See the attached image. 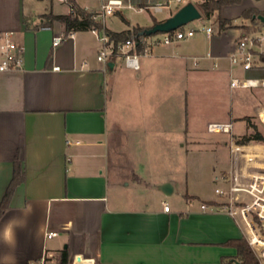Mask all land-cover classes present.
Listing matches in <instances>:
<instances>
[{
  "label": "crops",
  "instance_id": "1",
  "mask_svg": "<svg viewBox=\"0 0 264 264\" xmlns=\"http://www.w3.org/2000/svg\"><path fill=\"white\" fill-rule=\"evenodd\" d=\"M72 1L99 14L109 0ZM119 1L114 14L98 16L113 32L150 28L186 0ZM190 2L199 7L202 0ZM247 8L264 11V0L226 5L222 17L234 27L221 30L214 14L206 18L211 35L187 39L184 49V41L156 46L133 70L120 57L109 68L98 61L102 33L68 34L59 22L44 25L43 15L70 14V0H0V45L4 34L13 32L24 60L22 71H0V205L17 157L23 177L0 219V264H61L63 250L68 264H206L208 251L216 248L213 264L236 255L223 243L245 239L243 230L211 207L221 202L216 193L203 196L179 186L162 175V167L170 165L174 151L199 149L206 140L191 133L186 119L191 97L203 95L218 104L220 113L207 125L220 118L235 128L234 119L241 116L264 117V88L260 98L248 92L237 94L236 102L237 89L230 87L234 76L264 77V41H257L258 70L246 73L230 61L246 34L239 26L251 23L241 18ZM131 10L145 14L142 24L128 18ZM112 16L120 18L119 25L107 20ZM252 34L264 37V27ZM55 37L63 38L57 46ZM204 43L206 54L197 52ZM178 99L181 103L168 109V102ZM244 107L252 112H237ZM178 116L180 128L169 127ZM209 144L226 165L222 176L229 167L228 147ZM166 183L173 188L170 195L162 191ZM202 204L210 207L203 210ZM232 221L240 229L230 228ZM49 231L59 234L48 238ZM60 236L61 246L49 248Z\"/></svg>",
  "mask_w": 264,
  "mask_h": 264
},
{
  "label": "built area",
  "instance_id": "2",
  "mask_svg": "<svg viewBox=\"0 0 264 264\" xmlns=\"http://www.w3.org/2000/svg\"><path fill=\"white\" fill-rule=\"evenodd\" d=\"M182 2L184 0H176ZM119 0H109L102 4L98 16L112 15L121 7ZM162 5L156 6L160 11ZM142 10V9H141ZM212 34V27L200 30L186 28V26L168 33H158L152 36H143L139 44L135 40L119 43L114 49L113 43L105 33L101 34L102 47L97 55L98 61L108 67L110 58L115 52L116 57L124 60L125 65L133 70L140 69L139 58L142 54H149L152 48L160 45H171L194 37L197 32ZM63 40L55 37L53 45L57 46ZM257 41L263 42L264 37L256 34H244L238 41L235 51L230 57L231 64L239 66L244 72L258 70L257 59L259 52L256 50ZM138 45L142 51H138ZM1 59L0 71H22L24 68L23 48L14 40V33L4 34L0 45ZM232 89H252L264 87V77L234 76L231 78ZM208 132L213 134L223 133L228 136L227 147L229 152V167L227 172L217 177L223 182L222 187L215 189L221 202L211 207H219L231 216L243 230L244 238L252 251L255 263L264 264V144L243 143L236 138L233 122H213L208 125ZM210 206L202 204L201 209ZM164 211L170 212V205L164 203ZM58 231H49L48 238L58 235ZM231 260L230 264H236ZM241 264L240 262H238Z\"/></svg>",
  "mask_w": 264,
  "mask_h": 264
},
{
  "label": "rangeland",
  "instance_id": "3",
  "mask_svg": "<svg viewBox=\"0 0 264 264\" xmlns=\"http://www.w3.org/2000/svg\"><path fill=\"white\" fill-rule=\"evenodd\" d=\"M190 1H193V0H186L184 4ZM125 14L127 16L128 15L130 16L128 18L132 19L133 21L137 20L141 24L143 22L142 20H144L143 18L145 15V14H137L133 10L127 11ZM108 19H112L118 25L121 21L120 18L117 16L108 17L107 20ZM216 23L218 24L217 21ZM207 25L208 23H207L206 18H203V19L189 23L188 25H186V28H193V29L200 30L202 28H206ZM196 35L197 36L195 40L203 37L204 33L198 31ZM189 43L190 41L184 40V42L181 43L182 49H184V47H186V45H188ZM201 51L203 52L206 51L205 43L204 45L202 44L198 47L197 52H201ZM204 54H206V52ZM196 61L198 60L191 59V63H194ZM200 76L203 77L204 75L200 74ZM263 88L264 87L252 88V89H247V90L237 89L235 90V93H234L235 94L234 99L235 101L237 100L236 102H238L240 98L236 99L237 98L236 95L248 93V92L252 94V96L256 98H260L262 96ZM202 96L200 95V97L196 96L194 98L191 97L189 100L188 108L187 106H185L186 107L185 109H187L188 115L186 119L188 120L190 130L192 131L191 133H193V135L200 134V136H202L203 138L205 136L206 140L203 141L202 144H200L199 149L187 151L188 149V146H187L186 149L174 151L176 154L171 156L173 157V159L171 158L170 163L168 162V164L170 165H168L167 167L165 166L162 167V175L166 174L167 176L172 177L179 186H183V187L188 186L190 191L196 194L199 193V194H202L203 196H206V195H214L215 188L223 186V182L221 180H217V177H219L218 174L221 173L226 167L223 160L221 161L222 156L219 155V153L216 152L215 150L210 149L208 147V144L210 143L212 145H215V147L216 146L225 147L227 146L228 136L222 133L212 134L208 132V129H207L208 125L210 123H213L214 121L210 122L208 125H207V122L210 121L212 118L216 117L218 113H220V111L219 112L217 111L218 104L215 105L216 101L209 100L207 99L206 96L203 99ZM178 100L177 101L170 100L168 102V109H173L175 105L178 106L179 103H181V99H178ZM258 108L260 107L258 106L256 108L257 113H258ZM252 109H253L252 107H244L243 111L240 110L237 112H241L242 114H250L252 112ZM244 116H245L244 118L243 116H241L238 119H234V120H238L234 128L235 133H236V138L241 142L242 141L241 139L244 136L253 134L255 131L253 128L250 127V124H254L257 128V131H259L264 136V117L263 118L259 117L256 113L252 115H244ZM246 118H250V121H248ZM172 120H173V125L168 124L169 127L171 128L175 127L179 129L181 126L180 116L173 118L170 121ZM217 121L224 122L220 120V118ZM184 142H186V138H184ZM205 142L206 144H204ZM250 142H247V143L253 144V143L258 142V143L264 144V142H259V141H250ZM177 195L178 194L176 193L173 196L172 198L173 203L177 201L178 199ZM197 203L198 202H195V205H198ZM235 225L236 227H238L236 222L232 221V226L230 228L236 229ZM64 240H65V237L63 236L54 238L53 240L49 241L48 247L52 249H55L57 247L59 248V246H61V243L64 242ZM217 249L218 248H216L215 250ZM215 250L208 251L209 258L207 259L208 263L206 264H213L214 262H216L217 259H215L216 258Z\"/></svg>",
  "mask_w": 264,
  "mask_h": 264
},
{
  "label": "trees",
  "instance_id": "4",
  "mask_svg": "<svg viewBox=\"0 0 264 264\" xmlns=\"http://www.w3.org/2000/svg\"><path fill=\"white\" fill-rule=\"evenodd\" d=\"M243 1L244 0H202L198 8L200 9L205 18H210L212 15L218 14L217 22L219 24V28L221 30H224L226 28H232L234 27V25H232L231 21L226 20L222 17V9L226 5H241ZM70 6L72 11L68 15H55L52 13L43 15L42 18L45 20L44 25L51 26L54 22H59L63 24L65 32L68 34L71 32L86 30H95L99 33H105L107 36H109V39L113 43L115 50L116 46L119 43H124L128 40H135L139 44L140 39L143 37L140 35V33L144 30V28L142 27H134L129 30H124L122 32H113L105 28V26L100 21H98L97 13L87 12L85 9L78 6L72 0H70ZM258 15L264 16V11H260L255 8H247L242 12V19L251 20V23L249 25L239 26L244 33L248 34L252 32H257L260 30L261 27H264V23H262L258 19H254V17ZM154 23H157L156 19H154ZM138 51H142V47L140 45H138ZM115 52L110 58L111 61H114V59L116 58ZM261 59L264 60V54L261 55ZM246 119L250 121V118ZM250 127L253 128L255 132L248 136H244L241 139V142H264V136L259 131H257L256 126L254 124H250ZM22 181L23 177L21 175V162L17 157L15 161L14 178L0 205V219L9 208V202L13 194L14 188L19 185ZM223 246L235 248L236 255L234 257H222L221 261L218 264H230L232 259L237 260L241 264H256L254 255L250 248L247 246V242L245 239H231L223 243ZM61 264H68L67 251L65 250L61 252Z\"/></svg>",
  "mask_w": 264,
  "mask_h": 264
},
{
  "label": "water",
  "instance_id": "5",
  "mask_svg": "<svg viewBox=\"0 0 264 264\" xmlns=\"http://www.w3.org/2000/svg\"><path fill=\"white\" fill-rule=\"evenodd\" d=\"M203 18V14L200 9L192 2H188L180 7L173 15L168 17L163 21H159L154 24L152 27L144 29L140 35L141 36H152L158 33H168L171 31L178 30L193 21H197ZM254 19H258L262 23H264V16L258 15L255 16ZM112 66V64H110ZM162 191L166 195H170L173 191V188L170 183H166L162 187ZM68 247L66 246L65 249ZM78 261H81V257L78 256ZM236 264H239L236 262Z\"/></svg>",
  "mask_w": 264,
  "mask_h": 264
}]
</instances>
